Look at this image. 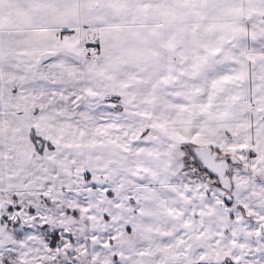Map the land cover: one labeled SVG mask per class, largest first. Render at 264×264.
<instances>
[{"label":"snow or ice","instance_id":"obj_1","mask_svg":"<svg viewBox=\"0 0 264 264\" xmlns=\"http://www.w3.org/2000/svg\"><path fill=\"white\" fill-rule=\"evenodd\" d=\"M0 264H264V0H0Z\"/></svg>","mask_w":264,"mask_h":264}]
</instances>
